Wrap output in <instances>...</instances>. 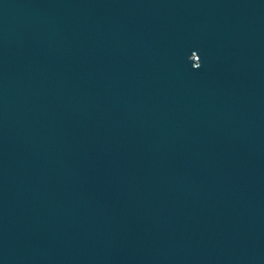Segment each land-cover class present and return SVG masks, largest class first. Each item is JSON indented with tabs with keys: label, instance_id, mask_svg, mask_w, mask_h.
I'll return each instance as SVG.
<instances>
[{
	"label": "water",
	"instance_id": "obj_1",
	"mask_svg": "<svg viewBox=\"0 0 264 264\" xmlns=\"http://www.w3.org/2000/svg\"><path fill=\"white\" fill-rule=\"evenodd\" d=\"M0 264H264V0H0Z\"/></svg>",
	"mask_w": 264,
	"mask_h": 264
}]
</instances>
